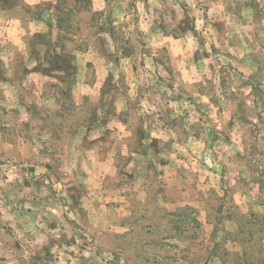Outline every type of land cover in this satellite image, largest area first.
<instances>
[{
  "label": "rangeland",
  "instance_id": "obj_1",
  "mask_svg": "<svg viewBox=\"0 0 264 264\" xmlns=\"http://www.w3.org/2000/svg\"><path fill=\"white\" fill-rule=\"evenodd\" d=\"M122 3L123 0H55L54 3L52 0H43L34 10L26 0H0V33L4 32L6 21L10 25L13 20L20 22L32 19L41 25L38 30L31 32L26 46L27 58H36V66L31 69L25 67L24 57L17 64L13 83H27L15 97L3 86L8 80L0 71V82H3L0 83V174L2 165L6 162L3 157L11 151L14 143L19 144L20 150L26 154L38 153L40 157H48L54 154L66 131L74 135L81 126L86 127L89 133L104 127L106 131L99 138L100 142H107L112 135L113 129L107 126L110 123L109 117L115 116V109L103 103V97L118 91L112 83L115 77L109 72L99 89L97 106L105 109L103 119L97 116L96 107L82 109L77 113L79 100L74 98L72 88L79 68L75 63L77 56L67 46L75 44V38L79 36L91 37L108 33L112 40L111 52L107 40H96V47L101 55L108 56L117 66L121 56L127 58L135 55L136 44L132 39L124 38L123 21L116 23L114 11ZM97 4L103 6L98 8ZM209 4L212 7L204 9L205 20H209L211 13L212 27L218 36L216 43L221 44V48L218 49L216 44L211 45V53L204 52L203 59L207 61L210 56L219 55L223 51L224 58L231 63L222 67L208 64L219 87L227 89L231 82L239 81V88L250 89L240 92L239 96L234 92L230 97L236 102L235 113L242 129L238 140L223 134L220 128L209 129L212 144L220 141L223 135L222 143L226 147H235L229 163L222 164L218 174L215 169L209 170L211 175L200 181L205 187L194 184L189 196L182 195L185 189L175 184L163 187L141 185L145 189L143 193L133 192L137 181L141 178L146 180L153 167L147 159L138 160L134 168L128 167L136 155L147 157L151 147H145L142 143L145 132L141 125L136 129L134 155L120 161L115 177L104 175L102 181H93L94 190L103 194L126 189L119 200L102 198L91 202L93 210L99 209L106 213L102 219V222L107 221L104 227L84 234L91 227L87 222L89 209L81 207L82 196L87 195V190L84 185H73L68 189L69 198L73 201L72 207L79 210L81 220L86 225L79 233V238L85 243L78 251H61L76 247L77 237L69 239L61 236L59 241L53 240L46 244L37 241L38 250L31 256L30 264H61V261L63 264H73L78 255L77 264H89L90 261L91 264H264V115L261 114L264 112V40L255 31H248V21L241 16L242 11H248L253 24L264 22V0H209ZM217 4L229 6L216 8ZM134 8L135 0H131L128 10ZM225 13L234 15L244 27L243 32L231 39L225 37ZM160 19L163 20V17ZM133 22H140L138 13L133 16ZM194 25L195 18L186 14L185 19L173 29V39H178L186 31L195 33ZM156 26L167 34L165 24ZM11 34L16 36V43L23 46L27 34L21 28L11 29ZM223 40H227L226 48ZM57 48L60 49L59 53L56 52ZM41 50L44 51L43 63L40 61ZM141 50L151 55L150 50ZM75 51L85 57L88 55L84 42ZM159 51L167 53L168 49ZM117 52L119 55L115 54ZM199 59V53L194 54V62ZM153 62L163 64V60L158 57ZM246 65L255 71L247 72V78L241 80L246 74L240 71V67ZM84 67L93 69L95 66L88 59ZM140 67H146L143 61L140 62ZM58 71H63L64 76H57ZM137 71L133 64L131 73L135 75ZM93 76L99 79L95 72ZM160 80L163 81V78ZM121 82L122 87L132 91L127 73L121 74ZM168 87L171 89L173 84L169 83ZM180 92L181 95L172 98L173 103L183 99L184 90L181 89ZM81 95L87 103L91 94L88 88H82ZM188 103L193 105L202 121L209 123L212 122V117L208 115V111L215 110L216 119H219V113L223 111L217 109L218 100L215 98L203 105L206 111H201V106L196 105L191 96H188ZM253 113L255 121L248 119ZM190 117L191 113L186 108L184 117L172 120L171 125L176 127L182 124L184 118ZM128 119L129 113H120L115 131L119 132L120 126L128 123ZM227 127L235 128L234 120H229ZM44 137H47V141ZM196 138L199 139V130ZM153 143L158 144L159 141L154 140ZM84 144H87V136ZM22 163L30 166L22 167L21 171L34 177L39 161L33 163L30 159L23 160ZM100 164L104 167L103 160H100ZM42 167L49 173L55 174L57 171L52 164H43ZM83 175L86 177L87 173ZM185 175L183 169L178 173L181 178ZM4 178L8 179L7 176ZM46 178L42 176L31 181L24 179L23 186L35 187L38 192L44 186ZM210 183L212 186L207 187ZM50 192L55 197V190L50 189ZM125 201L127 207H124ZM23 203L25 200L21 199L20 204ZM116 209H122V212L118 213ZM31 211L27 209L24 214H31ZM71 224L80 229V225L74 220ZM55 227L54 224L49 225L53 231ZM0 229L9 234L12 231L3 223H0ZM90 245L94 256L83 255ZM12 247L20 251V241H16Z\"/></svg>",
  "mask_w": 264,
  "mask_h": 264
},
{
  "label": "clouds",
  "instance_id": "obj_2",
  "mask_svg": "<svg viewBox=\"0 0 264 264\" xmlns=\"http://www.w3.org/2000/svg\"><path fill=\"white\" fill-rule=\"evenodd\" d=\"M26 2L35 10L43 0H26ZM52 2L54 3L55 0ZM130 2L131 0H123V3L115 9L114 15L117 17V24L123 21L124 38L132 39L136 44L135 55L127 58L121 56L119 66L108 56L101 55L96 47V40L99 38L107 40L108 49L111 52L112 40L108 33H99L91 37L79 36L75 38V44L67 46L68 50L77 56L75 63L79 68L72 88L74 98L79 100L77 113H80L82 109L96 107L97 116L103 119L105 109L97 106L99 89L109 72L115 77L112 83L116 85L118 91L103 97V103L115 109V116L109 117L110 123L107 127L112 128L113 133L107 142H100L99 139L104 136L106 128L100 127L89 133L86 127L81 126L74 135L66 131L64 138L56 146L54 154L48 157H40L38 153L26 154L20 150V145L17 143L12 144L11 151L3 157L6 162L2 165V174H0V223L6 224L12 231L9 234L0 229V264H30L31 256L38 250L37 241L46 244L53 240L59 241L61 236H67L69 239L73 236L77 237L76 247L61 249V251H78L85 243L79 238V233L86 228V225L81 220L79 210L72 207L73 201L69 198L68 189L73 185H84L87 190V195L82 196L81 207L89 209L87 222L91 227H88L84 234H90L98 227H104L107 221L102 222V219L106 213L99 209L93 210L91 202L102 198L119 200L121 193L126 189L103 194L94 190L93 181H102L104 175L115 177L120 161L134 155L136 129L141 125L145 132L142 143L145 147H151L147 157L136 155L128 167L134 168L138 160L144 159L151 161L153 167L146 180L141 178L137 181V187L132 190L133 192L143 193L145 189L141 185L163 187L175 184L185 189L182 195L189 196L194 184L205 187L200 184V181L211 175L209 170L215 169L218 174L222 164H228L230 157L234 154V146L226 147L222 143L223 135L220 141L212 144L209 129L220 128L223 134L238 140L242 135V129L235 113L236 102H233L230 97L234 92L239 96L240 92L250 91V89L239 88V81L231 82L227 89L219 87L214 74L208 69V64L213 63L216 67H222L224 64L231 63L224 58L223 51L219 55L210 56L207 61L203 59L204 52L211 53V45L216 44L218 49L221 48V44L216 43L218 36L212 27V14L209 13V20H205L204 9L212 7L209 0H135V8L128 10ZM96 6L99 8L103 5ZM228 6V4L223 6L217 4L215 7ZM146 7L147 10H145ZM137 13L140 22L134 23L133 16ZM186 14L188 17L195 18V33L186 31L178 39H173V29H176L177 25L185 19ZM241 16L248 21L246 25L248 31H255L260 39L264 40V22L253 24L248 11H242ZM161 17L163 20L160 19ZM224 18L227 21L226 38L231 39L244 31L241 22L234 15L225 13ZM160 23L165 24L167 34L156 26ZM40 27L41 25L32 19L20 22L13 20L10 25L6 21L4 32L0 33V71L8 80V83H4L3 86L13 97L19 94L21 87L26 86L27 83L25 82V85L13 83L19 59L24 57L25 67L29 69L36 66V58L31 60L27 58L26 46L31 32ZM16 28H21L27 34L23 46L17 44L16 36L11 34V29ZM81 42L87 45V57L75 51ZM222 43L226 48L227 40H223ZM163 48L168 49L167 53L159 51ZM141 49L150 50L151 55L145 54ZM56 52L59 53L60 49L57 48ZM197 53L200 59L194 62L193 56ZM115 54L119 55L118 52ZM43 56L44 51L41 50V63H43ZM157 57L163 60V64L153 62ZM88 59H91L94 64L93 69L84 67ZM141 61L146 67H140ZM133 64L138 69L135 75L131 73ZM194 71L195 75H193ZM240 71L246 74L240 78L242 80L247 78V72L255 71V69L246 65L241 66ZM93 72L99 79L93 76ZM122 73L128 74V84L132 85V91L121 86ZM56 75L64 76V72L58 71ZM161 77L163 81L160 80ZM206 81L212 83L209 84ZM169 83L173 84L171 89L168 87ZM82 88H88L91 94L87 103L82 98ZM181 89L184 90L183 99L173 103L172 98L181 95ZM188 96L193 98L196 105L201 106V111H206L203 105L209 100L214 98L218 100L217 109H223L219 113V119H216V111L212 110L208 111L212 122L202 121L199 114L195 113L193 105L188 103ZM186 108L191 113V117L184 118L182 124L173 127L171 121L183 118ZM169 109H171L170 113ZM122 112L129 113L128 123L120 126V131L116 132L117 120ZM261 114L264 115V112ZM248 119L255 121L254 113L249 115ZM229 120H234L235 128L227 127ZM194 124L196 127H193ZM73 127L75 128V124ZM197 130H199V139L196 138ZM85 136H87V144H84ZM44 140L47 141V137H44ZM154 140H158L159 143L154 144ZM93 141L96 143H92ZM153 149L158 151L154 152ZM30 159L33 163L39 161L38 171L34 177L21 171L22 167L30 166L22 161ZM100 160L104 161V167L101 166ZM43 164H52L57 171L55 174L49 173L42 167ZM181 169L186 172L183 178L178 176ZM84 173H87L86 177ZM5 176L8 179H5ZM42 176L47 178L44 179V186L38 192L35 187L24 188V179L31 181L33 178L40 179ZM215 179L214 176L213 182ZM211 186V183L207 185V187ZM50 189L55 190V197L51 195ZM21 199H24L25 203L20 204ZM127 206L125 201L124 207ZM27 209L32 210L31 214H24ZM115 211L119 213L122 209ZM73 220L80 225V229H76L71 224ZM53 224L56 225L54 231L49 228V225ZM16 241L21 243L20 251L12 247ZM83 255L94 256L93 247L90 245ZM65 259H71V257H65ZM78 261L79 255L73 264H77Z\"/></svg>",
  "mask_w": 264,
  "mask_h": 264
}]
</instances>
